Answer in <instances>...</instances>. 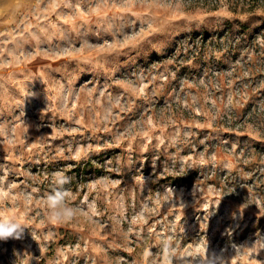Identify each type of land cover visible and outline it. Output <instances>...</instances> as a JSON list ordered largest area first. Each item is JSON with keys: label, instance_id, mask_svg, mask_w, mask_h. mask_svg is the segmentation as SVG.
<instances>
[{"label": "rangeland", "instance_id": "rangeland-1", "mask_svg": "<svg viewBox=\"0 0 264 264\" xmlns=\"http://www.w3.org/2000/svg\"><path fill=\"white\" fill-rule=\"evenodd\" d=\"M249 3L0 0V213L27 227L0 264H172L168 243L177 264H264V0ZM56 173L69 222L46 206Z\"/></svg>", "mask_w": 264, "mask_h": 264}, {"label": "clouds", "instance_id": "clouds-1", "mask_svg": "<svg viewBox=\"0 0 264 264\" xmlns=\"http://www.w3.org/2000/svg\"><path fill=\"white\" fill-rule=\"evenodd\" d=\"M71 179L66 175L56 173L54 175L53 190L46 196V206L49 211V217L53 221L69 222L76 215V209L69 205L68 199L72 195L71 191L65 187L70 184ZM92 207L91 205L89 206ZM26 225L22 224L15 217L0 213V241L9 239H21L26 229ZM174 249V245L168 243L163 246L161 255L171 260L172 264H177V258L170 256V252ZM153 255L151 249H147L143 253L144 258ZM179 264H229V257L221 252H209L204 258L193 261L190 257H183Z\"/></svg>", "mask_w": 264, "mask_h": 264}, {"label": "trees", "instance_id": "trees-1", "mask_svg": "<svg viewBox=\"0 0 264 264\" xmlns=\"http://www.w3.org/2000/svg\"><path fill=\"white\" fill-rule=\"evenodd\" d=\"M258 1L259 0H251V3H249V10L248 11L254 10L258 6L257 5L258 4Z\"/></svg>", "mask_w": 264, "mask_h": 264}]
</instances>
